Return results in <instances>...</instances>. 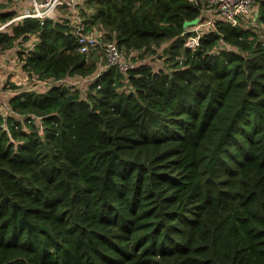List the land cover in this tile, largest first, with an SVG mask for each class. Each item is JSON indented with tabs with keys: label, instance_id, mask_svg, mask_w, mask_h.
I'll return each mask as SVG.
<instances>
[{
	"label": "trees",
	"instance_id": "16d2710c",
	"mask_svg": "<svg viewBox=\"0 0 264 264\" xmlns=\"http://www.w3.org/2000/svg\"><path fill=\"white\" fill-rule=\"evenodd\" d=\"M85 6L84 31L123 52L169 43L166 69L97 73L66 21L0 33L1 49L36 35L23 70L53 83L0 114V264H264V41L219 22L185 47L190 0Z\"/></svg>",
	"mask_w": 264,
	"mask_h": 264
},
{
	"label": "rangeland",
	"instance_id": "374dc122",
	"mask_svg": "<svg viewBox=\"0 0 264 264\" xmlns=\"http://www.w3.org/2000/svg\"><path fill=\"white\" fill-rule=\"evenodd\" d=\"M85 1L80 0L79 5L75 9L63 8L58 11L57 20H62L69 22L72 26L81 25L84 27L83 18L80 13L81 8H85ZM260 0H255L256 6ZM21 0H0V12H10L13 14H19L23 8L21 6ZM209 14V13H208ZM210 16V15H209ZM4 22L0 21V24ZM14 25V24H12ZM247 28L250 29L258 38V40L264 41V23L258 20V22H248L246 24ZM211 26H205L203 31L212 30ZM6 33L11 34L12 29H6ZM87 35H93L97 37L101 44L94 50L90 51L87 56L89 61L95 62L97 65V73L105 69L107 63L105 53L102 49L104 40L102 39L103 32L94 28L92 31H84ZM102 37V38H101ZM38 41L36 35H31L28 41L20 42V39L16 41L13 48L1 49L0 48V114L3 116L13 115L16 118H20L16 114L11 112L9 107V100L12 96L22 90H30L38 93L45 92L49 86H52L51 80H41L37 76L29 75L25 70H23V62L21 61V54L26 53L34 44ZM169 43H164L160 48L155 49L154 52H146L142 54L140 51H131L126 53L122 51L124 59H126L130 64L138 65L139 63H146L151 65L155 70L166 69L165 57ZM222 44L218 46L221 48ZM23 54V56H24ZM96 73V74H97ZM92 77L82 78V77H68L63 80L62 83L71 85L82 92L87 91V87L90 82H92ZM16 86L17 88L13 87ZM36 123L39 124V119L37 118Z\"/></svg>",
	"mask_w": 264,
	"mask_h": 264
},
{
	"label": "built area",
	"instance_id": "2783aa9c",
	"mask_svg": "<svg viewBox=\"0 0 264 264\" xmlns=\"http://www.w3.org/2000/svg\"><path fill=\"white\" fill-rule=\"evenodd\" d=\"M195 4H201V14L197 18L196 25L189 26L186 30L188 35L184 38V46L195 49L199 45L200 38L215 29L216 23H225L231 27L246 29L248 22H258L259 11L255 0H190ZM80 0H24V7L19 14L0 24V33L12 29L25 18H33L43 22L46 19L57 20L58 11L63 8L75 9ZM209 13V14H208ZM210 15V16H209ZM62 21V20H59ZM14 24V25H12ZM70 24V23H69ZM211 26L212 30L203 31L205 26ZM77 38L76 52L88 54L101 44V39L84 33L81 25L73 26ZM102 38V37H101ZM105 57V68L116 67L121 71H127L134 67L122 54L114 40L104 41L102 47Z\"/></svg>",
	"mask_w": 264,
	"mask_h": 264
},
{
	"label": "water",
	"instance_id": "95a60500",
	"mask_svg": "<svg viewBox=\"0 0 264 264\" xmlns=\"http://www.w3.org/2000/svg\"><path fill=\"white\" fill-rule=\"evenodd\" d=\"M197 22H198V19H195L194 21H192V22H188V23H186L185 24V26L187 27V26H192V25H196L197 24ZM70 101H71V97H70V99H69Z\"/></svg>",
	"mask_w": 264,
	"mask_h": 264
},
{
	"label": "crops",
	"instance_id": "0c3cea01",
	"mask_svg": "<svg viewBox=\"0 0 264 264\" xmlns=\"http://www.w3.org/2000/svg\"><path fill=\"white\" fill-rule=\"evenodd\" d=\"M21 6H20V8H23L24 7V0H21ZM3 13H6V12H0V14H3Z\"/></svg>",
	"mask_w": 264,
	"mask_h": 264
}]
</instances>
